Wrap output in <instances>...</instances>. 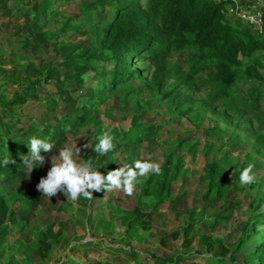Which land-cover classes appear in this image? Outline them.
Segmentation results:
<instances>
[{
    "label": "trees",
    "instance_id": "1",
    "mask_svg": "<svg viewBox=\"0 0 264 264\" xmlns=\"http://www.w3.org/2000/svg\"><path fill=\"white\" fill-rule=\"evenodd\" d=\"M241 11L246 8L237 10L231 0H0V161L5 157L16 161L8 167L0 164V174L29 170L22 157L29 154L30 138L51 143L53 152L67 136L89 126L94 140L82 163L93 160L106 177L117 169L116 157L126 154L132 160L127 166L134 167L137 160L144 161L141 154L155 143L153 125L144 120L162 110L186 117L196 127L214 116H233L242 127L250 122L248 117L257 126L251 130V148L264 158V7L262 28L235 26L229 18ZM79 35L85 39L75 41ZM48 45L57 48L60 65L36 66L32 56L47 50ZM85 79L90 94L77 97L85 91L83 83L67 97V83ZM49 85L53 91L46 90ZM3 88H7L4 94ZM119 89L123 95L118 98V111L131 125L128 129L112 128L109 134L115 147L100 156L94 149L102 122L92 116L102 108L111 121L106 104L109 94ZM60 102H67V109L59 111ZM183 147L194 159L197 147L187 148V141L181 140L162 152L161 175L140 177L137 214L111 206V220L100 219L94 226L88 210L105 190L93 191L91 200L81 196L73 201L81 220H69L70 229L79 224L84 233L96 227L113 232L114 219L120 220L122 232L107 241L82 242L66 232L53 245L58 246L56 250L48 243L43 247L42 237L48 228H42L32 215V202L17 191L0 190V213H7L0 225V264H48L52 253L58 256V249L64 255L56 259L57 264H90L73 257L80 254L87 260L89 247L110 259L94 264H236L238 253L243 264H264V190L251 183L254 192L246 209L242 210L237 199L230 204L231 195H235L229 181L233 165L224 157L217 158L221 148L210 143L202 149L207 162L203 190L197 192L199 210L192 203L189 209L182 206L184 216L181 208L171 210V218L182 223L174 227L170 238L181 239L183 244L174 254L160 257L145 248L139 251V243L146 242L138 230L142 223L166 210L169 213L167 208L173 209L174 202L187 200L186 185L178 184L190 175ZM52 152L41 154L45 157ZM42 167L37 163L30 173L36 183L43 176ZM209 208L221 210L210 214L214 226L232 222L238 232L230 247L211 234L201 235L203 251L209 254L201 262L198 259L203 254L199 252L203 251L187 255L185 244L199 236L198 226L208 219ZM237 213L244 216L239 221L235 220ZM40 251H46L45 258Z\"/></svg>",
    "mask_w": 264,
    "mask_h": 264
},
{
    "label": "rangeland",
    "instance_id": "2",
    "mask_svg": "<svg viewBox=\"0 0 264 264\" xmlns=\"http://www.w3.org/2000/svg\"><path fill=\"white\" fill-rule=\"evenodd\" d=\"M237 10H242V8H246V13L249 15H257V13L261 14V8L264 7V0H231ZM242 13V11L240 12ZM239 13V14H240ZM229 18V15L227 16ZM229 19L234 20L235 26L241 27L245 26L247 23L238 18V14L230 17ZM85 39L84 35H79L75 41H80ZM59 53L57 48H54L53 45H48L47 50L41 51V53H36L32 56L33 63L36 66L40 67H57L60 65L58 63ZM149 74V73H148ZM84 83L85 91L81 92V94L77 97L82 98L90 94L88 90L89 85L86 79L81 82L73 81L68 84V89L66 91L67 97L71 93H74L77 89L78 85ZM7 88L2 89V93L4 94ZM47 91H53L52 86L46 87ZM9 91V90H8ZM127 91V89H125ZM123 93L120 89L113 93L109 94L107 107L110 108L109 117L105 118L103 114V109L101 108L98 113L97 111L93 114L92 118L95 120L101 121V135L105 132L109 134V131L118 127L121 129H128L130 127L129 118L124 119L123 114L118 111V98L121 97ZM142 98H145L146 95L142 93ZM76 98V97H75ZM42 105L45 102L42 101ZM67 102L59 103V111L63 109H67ZM41 115L44 113L43 109L40 110ZM202 116V113H199ZM230 118L223 119L222 117L214 116L213 118H207L200 122L199 127H196L188 118L178 117L173 113H170L166 110L158 111L157 113L152 114L151 116L145 118L144 122L153 125V133L155 135V143L150 147L146 154H141L140 158L144 161H149L153 163L161 164L162 160V152L166 149H171L172 147L178 146V141L186 140L187 148L189 146L195 145L196 155L195 158L192 159L191 155L186 153L185 148L183 147L181 150L182 155L184 156L187 172L189 177L187 180L180 181L178 184L186 185L187 188V200H180L174 202V208H167V210L163 212L158 217H154L151 222H144L138 228L140 232H142V236L146 237V242L139 243L138 246L139 251L142 249H148L151 253H156L159 257L162 255H171L174 254L179 247L183 244L181 239H177L176 241L172 240L170 237L171 232L174 227H179L182 221L178 222L175 218H171V210H177L181 208V213L183 216L182 206H187V209L191 206V203L194 206L196 211L199 210L201 206L200 198L197 195V192L202 191V180H203V170L204 165L207 162V158L202 155V149L206 143H210L213 147L221 148V151L218 153V156L226 158L228 162L233 165L232 169H229L231 174L229 176L230 187L235 190V195H231L230 204L233 203L234 199L240 201L243 204L242 210L246 209L248 203L250 202L251 196L254 192V188L249 184H241L240 182V174L243 169L247 168L249 165H252V173L250 175L254 176V181L252 183H258L262 186L264 190V158L261 155H258L253 148H251V144L253 143V139L250 138L251 130H255L257 128L256 124H253L252 121L246 117L248 121L247 124H243L242 127L237 122V119L233 116H229ZM27 123V122H26ZM264 132V128H263ZM262 132V133H263ZM261 133V132H259ZM110 135V134H109ZM113 136V135H111ZM94 140L93 129L89 126L84 129H80L79 133L76 135H69L66 137L62 145L59 149L65 147H71L73 149L80 148L81 151L79 156L74 157L77 164L82 163V158L88 152L90 143ZM86 145V147H85ZM59 149H55L52 153L47 154L45 156V162L43 164V176L42 178H46L48 171L51 169L53 165H58L61 163L59 159ZM263 153V151H262ZM132 160H129L126 154H121L116 157V166L117 169L128 165ZM53 164V165H52ZM140 177L138 176L137 181L134 182V193L132 196H127L124 194L122 189L107 191L105 190L103 193H100L96 197V202L90 204L89 212L92 213V219L94 221V226H97V223L100 219L105 221L111 220V216L114 214L111 206H119L121 209H132V212L137 214V197L139 196V183ZM37 184L35 181L31 179L30 171L27 170L25 173H11L8 175L0 174V190L13 192L17 191L23 195V197L29 199V201L33 204V213L32 215L39 220V224L42 228H48L42 237V241L44 240L43 247L48 243L49 247H53L55 243H58V239L62 234L66 232L72 233L75 236L79 237L82 242H98L99 240L107 241L110 237H118L122 232L120 227V220L114 219L115 231L113 232H105L102 231L101 228L96 227L93 231L89 233H84V230L80 227L79 224H74L73 229H70L68 225V221L73 220H81V216L76 209V206L73 201L67 199L63 193H57L56 196H52L48 198L46 195L42 194L37 190ZM135 184L137 186H135ZM234 186V188H233ZM121 198L120 200L118 198ZM118 199V202H117ZM220 208V207H219ZM219 208H209L208 210V219L204 220L198 226L200 229V234L194 235L193 239L187 240V255L196 251H203L202 248V238L204 236H208L211 234L216 239L222 240L226 247H230L232 243L235 241L237 237V226L232 228V222L221 221L218 222V225L214 226L213 218L210 216L212 213H216ZM221 209V208H220ZM221 211V210H218ZM229 211L227 208L224 211L226 214ZM133 213V214H134ZM122 215V214H120ZM244 217L240 213H237L236 219L237 221L241 220ZM7 219V213L4 211L0 213V225L5 223ZM235 222V221H234ZM66 226L62 232V228ZM197 232V231H196ZM17 236V235H16ZM41 241V243H42ZM78 242V241H77ZM75 242V243H77ZM117 245V244H115ZM58 246H54L52 250H56ZM252 248V245L244 252H248ZM89 252V257L87 260H84L80 254H75L73 257L83 263L89 262L90 264H94V262L100 260H106L109 256L103 253H96L92 247L87 248ZM137 249V250H138ZM185 249V248H184ZM183 249V250H184ZM216 250L219 251V247H216ZM203 254L199 257V261L203 262L204 258L209 256L207 251L199 252ZM40 256L45 258L46 251H40ZM64 255L62 250L58 249V256H54L52 253V259L48 264H57V258ZM229 254V253H228ZM141 258L146 259L145 254H140ZM195 253L192 254L194 256ZM196 258V256H195ZM195 258L193 260L197 261ZM110 260V259H107ZM203 260V261H202ZM234 261L236 264H243V259L241 253H238L234 256ZM116 264L115 261H113ZM40 264V263H39Z\"/></svg>",
    "mask_w": 264,
    "mask_h": 264
},
{
    "label": "clouds",
    "instance_id": "3",
    "mask_svg": "<svg viewBox=\"0 0 264 264\" xmlns=\"http://www.w3.org/2000/svg\"><path fill=\"white\" fill-rule=\"evenodd\" d=\"M67 131V130H66ZM99 143L96 144L94 151L100 156L106 155L115 147L113 137L107 132L97 137ZM30 147L29 154L22 157L23 165L32 172L35 165L38 163L42 166L45 162V157L42 152H52L53 145L36 137L30 138L27 144ZM86 147V145H85ZM80 148L65 147L59 150V159L61 163L53 165L48 171L46 178H41L37 184V190L48 198L56 196L57 193H63L67 199L71 201L78 200L81 196L91 200L93 191H107L122 189L124 194L132 196L134 193V182L138 176L144 177L148 174L157 176L162 174V169L159 163L137 160L132 166H123L116 170L109 171L105 177L100 171L94 167L93 160L77 164L74 157L79 156ZM0 164L8 167L10 164H16L12 158L5 157ZM252 173V165L243 169L240 174L241 184H251L254 181Z\"/></svg>",
    "mask_w": 264,
    "mask_h": 264
},
{
    "label": "built area",
    "instance_id": "4",
    "mask_svg": "<svg viewBox=\"0 0 264 264\" xmlns=\"http://www.w3.org/2000/svg\"><path fill=\"white\" fill-rule=\"evenodd\" d=\"M238 17L248 25L256 28H262V16L259 13H257V15H249V13L242 12L238 15Z\"/></svg>",
    "mask_w": 264,
    "mask_h": 264
}]
</instances>
